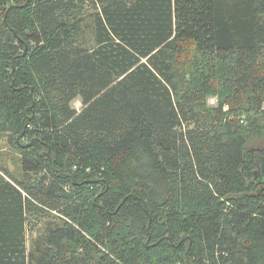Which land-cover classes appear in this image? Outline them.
Here are the masks:
<instances>
[{
  "label": "trees",
  "instance_id": "1",
  "mask_svg": "<svg viewBox=\"0 0 264 264\" xmlns=\"http://www.w3.org/2000/svg\"><path fill=\"white\" fill-rule=\"evenodd\" d=\"M263 133L264 0H0V264H264Z\"/></svg>",
  "mask_w": 264,
  "mask_h": 264
},
{
  "label": "rangeland",
  "instance_id": "2",
  "mask_svg": "<svg viewBox=\"0 0 264 264\" xmlns=\"http://www.w3.org/2000/svg\"><path fill=\"white\" fill-rule=\"evenodd\" d=\"M87 13H91V9L87 8ZM89 38L91 36L89 35ZM207 104L210 108H217L219 105L218 96H210L207 100ZM72 106L81 112L84 109L83 101L79 98L75 99ZM246 120V118H243ZM247 125V123L245 124ZM252 140L255 143L250 144V148L263 149L264 148V133L260 135H255ZM20 152L13 144L9 142V136L7 134H0V168L7 171L12 178L17 181H23L24 176L21 170L20 163ZM35 177L34 175L32 176ZM48 213H32L28 216L27 223V246L28 250L31 251L36 239L41 236L43 229L45 228V223L52 217V215L58 216L59 214L55 211L48 210Z\"/></svg>",
  "mask_w": 264,
  "mask_h": 264
}]
</instances>
